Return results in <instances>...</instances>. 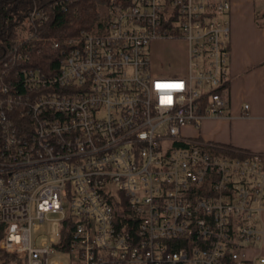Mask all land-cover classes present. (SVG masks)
Returning <instances> with one entry per match:
<instances>
[{"label":"built area","instance_id":"obj_1","mask_svg":"<svg viewBox=\"0 0 264 264\" xmlns=\"http://www.w3.org/2000/svg\"><path fill=\"white\" fill-rule=\"evenodd\" d=\"M233 1L103 0L91 28L59 38L42 29L46 7L26 9L0 56L1 251L22 264H264V151L199 134L230 117ZM251 1L264 28V0ZM157 40L186 44L185 73L152 68ZM49 213L59 229L38 243Z\"/></svg>","mask_w":264,"mask_h":264},{"label":"crops","instance_id":"obj_2","mask_svg":"<svg viewBox=\"0 0 264 264\" xmlns=\"http://www.w3.org/2000/svg\"><path fill=\"white\" fill-rule=\"evenodd\" d=\"M229 118L204 119L199 134L207 140L264 151V28L258 4L234 0L230 14ZM248 108L243 111V104Z\"/></svg>","mask_w":264,"mask_h":264},{"label":"trees","instance_id":"obj_3","mask_svg":"<svg viewBox=\"0 0 264 264\" xmlns=\"http://www.w3.org/2000/svg\"><path fill=\"white\" fill-rule=\"evenodd\" d=\"M101 1L103 0H0V56L4 55L5 44L15 36L16 24L32 5L46 7L51 18L42 29H45L49 36L59 38L73 35L80 29L91 28L98 16L96 7ZM47 55H50L49 50L32 52L33 58L41 62ZM1 235L0 226V237ZM0 264H22V261L0 250Z\"/></svg>","mask_w":264,"mask_h":264},{"label":"rangeland","instance_id":"obj_4","mask_svg":"<svg viewBox=\"0 0 264 264\" xmlns=\"http://www.w3.org/2000/svg\"><path fill=\"white\" fill-rule=\"evenodd\" d=\"M149 56L152 59V68L166 69L170 72L185 73L187 71V47L183 41L157 40L149 45ZM59 214L49 213L43 222L38 223V228L33 230L39 243L43 239L53 237L59 229L57 219ZM55 261H65L63 255H58L49 260V264Z\"/></svg>","mask_w":264,"mask_h":264}]
</instances>
